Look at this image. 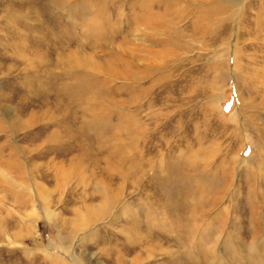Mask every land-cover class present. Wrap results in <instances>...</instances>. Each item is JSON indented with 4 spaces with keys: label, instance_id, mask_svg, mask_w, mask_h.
Returning <instances> with one entry per match:
<instances>
[{
    "label": "rangeland",
    "instance_id": "1",
    "mask_svg": "<svg viewBox=\"0 0 264 264\" xmlns=\"http://www.w3.org/2000/svg\"><path fill=\"white\" fill-rule=\"evenodd\" d=\"M0 264H264V0H0Z\"/></svg>",
    "mask_w": 264,
    "mask_h": 264
},
{
    "label": "bare ground",
    "instance_id": "2",
    "mask_svg": "<svg viewBox=\"0 0 264 264\" xmlns=\"http://www.w3.org/2000/svg\"><path fill=\"white\" fill-rule=\"evenodd\" d=\"M160 7V6H159ZM153 8V7H152ZM146 9H148V8H146ZM149 11V10H148ZM152 17V16H151ZM147 19V18H146ZM149 19V18H148ZM148 19H147V21H148ZM153 20V19H152ZM146 24H148V23H146ZM151 24V23H150ZM159 28V27H158Z\"/></svg>",
    "mask_w": 264,
    "mask_h": 264
}]
</instances>
